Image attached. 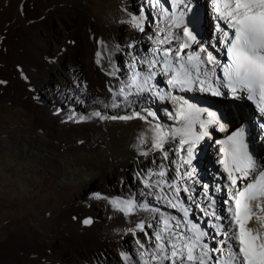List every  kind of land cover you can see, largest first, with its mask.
Returning a JSON list of instances; mask_svg holds the SVG:
<instances>
[{"label":"bare ground","instance_id":"6f19581e","mask_svg":"<svg viewBox=\"0 0 264 264\" xmlns=\"http://www.w3.org/2000/svg\"><path fill=\"white\" fill-rule=\"evenodd\" d=\"M200 2L204 4L201 35L184 22L215 54L222 32L212 24L219 23L222 29L227 25L216 19L211 0ZM160 4L166 7L167 0H160ZM141 12L145 15L143 32L128 23L132 15ZM147 21H151L150 26ZM169 31L181 33V29L171 27L156 0H0V81L6 82L0 84V264H124L121 252L131 254L137 264H159L150 261L155 234L171 238L162 231V220L180 221L179 229L172 230L177 235L171 238L177 248L182 243L178 233L186 230L183 212L167 203L168 199L176 203L174 189L167 184L156 187L160 180L171 184L178 167L181 173L195 169L186 181L190 192L179 194L190 209L189 219L197 223L190 215L192 210L206 217L202 228H211V217L201 210L208 203L203 189L208 185L218 214L228 217L223 223L230 227V204L223 203L229 199L224 192L229 182L219 163L221 146L216 142L248 127L262 152L260 157L251 154L258 164H264V113L259 110V100H249L246 92L233 95L226 87H219L221 95L198 87L190 92L171 88L169 77L161 74L162 66L158 65L149 85L165 99L143 93L131 96V103L118 100V106L112 107L109 89L128 83L132 74L129 65L134 60H159L160 54L153 49H176L180 41L157 43ZM191 50H196V45L186 51ZM97 51L102 53L100 65L96 63ZM136 67L148 70L147 63ZM114 70L116 76L107 74ZM171 91L204 101L212 97L222 110L219 123L209 125V135L197 144L191 165L183 163L186 153L179 151L180 135L165 142L167 159L160 150L149 151L150 144L133 147L151 125L159 123L165 131L182 127L169 115L178 106L167 100ZM96 111L105 117L133 112H154L155 117L148 121L94 116L79 120ZM220 123L225 131H220ZM195 130L200 131L198 126ZM143 151L148 155H141ZM161 165L166 175L149 178L150 172L161 171ZM145 180L153 186L146 187ZM184 184V180L179 181L181 189ZM217 186L221 191H216ZM96 193L106 198L97 199ZM190 195L192 201L188 200ZM116 198H135L138 203H148L150 210L125 215L110 203ZM86 215L93 221L90 225L81 223ZM141 222L144 232L129 231ZM249 226L256 227L254 223ZM220 239L210 240L211 247H218Z\"/></svg>","mask_w":264,"mask_h":264},{"label":"snow or ice","instance_id":"6c2138e0","mask_svg":"<svg viewBox=\"0 0 264 264\" xmlns=\"http://www.w3.org/2000/svg\"><path fill=\"white\" fill-rule=\"evenodd\" d=\"M211 3L216 19L224 21L227 25L228 30H224L220 28L219 23L217 24V30L222 32V43L226 47L227 62H222L212 51L208 50V46L200 43L193 28L188 27L184 22V15L191 11L186 0H171V11L169 8L163 7L160 0H156V4L161 6L166 19L171 22V27L181 29L179 35L169 31L168 35H164L157 43L171 45L173 40L180 41V43L175 50L171 46L163 48L162 51L153 49L154 53L160 54L159 60L155 58L134 60L129 65L132 68V74L128 83H122L116 90L109 89L114 102L112 107L118 106V100L131 103L129 99L131 96L143 93H152L160 99H165L159 90L153 92L154 86L149 85V81L157 75L156 67L161 65V74L169 77L167 84L171 88L190 92L198 87L201 91H211L215 95L222 94L219 87L228 88L233 95L246 92L249 100H259V110L264 113V0H211ZM177 10L180 12L179 15H176ZM128 23L143 32L145 30L144 13L132 15ZM193 45H196V50L186 51L192 49ZM129 47L135 48V44H130ZM101 60L102 53L97 51L96 63L100 65ZM145 63L148 65L147 72L137 69L136 65ZM218 68L223 74L222 77L216 74ZM107 74L116 76L117 71H109ZM4 83L6 82L0 81V84ZM205 84H207V88L204 87ZM172 99L179 103L175 112L169 113V115L174 120L181 122L182 127L165 131L159 123L151 125L148 132L140 134L137 138L138 145L133 147L150 144L149 151L160 150L163 152L164 159H167L168 152L164 150L165 142L169 138L180 135L183 138L179 141V151L186 153V158H182L183 163L191 165L197 144L209 135V125L219 123V117L215 112L189 103L183 96H173ZM205 115L206 118H202ZM93 116L100 119L131 120L139 118L148 121L149 117H155V113L146 112L145 115H142L140 112H133L125 116L105 117L100 111H96L92 113V116H80L79 120L84 121ZM68 119L73 120L74 115L69 116ZM197 126L201 131L195 130ZM261 127L264 128V124ZM219 128L220 131L226 130L222 123L219 124ZM216 143L221 146L219 163L229 182L224 186L228 190L229 199L224 200L223 203L231 204L227 208L230 215L228 220L230 227L226 228L223 223L228 217L218 214L216 199L209 194L208 185H203L204 197L208 203L201 210L205 216L211 217L209 227L215 228L217 231L210 236L207 229L189 219L190 209L184 204L179 194L181 191L190 192L186 181L193 177L195 169L181 173L178 167L176 179L171 184L160 180L156 182V187L167 184L169 189H174L176 203H173L171 199H168L167 203L172 208L179 207L183 212L186 230L178 233L182 243L177 248L171 238H175L177 235L172 230L179 229L180 221L170 223L169 219H163L162 231L170 233L171 238H165L160 233L155 234V250L150 255V261H159V264H164L165 261H169L170 264H264V164H258L248 151L244 128H240L228 135L225 140ZM141 155H148V152L143 151ZM152 175L164 177L166 175L164 166L161 165L159 173L150 172L149 178ZM181 180L185 181L182 189L179 186ZM145 186L151 188L153 185L145 180ZM160 191L164 192V189L161 187ZM216 191H221L220 186H217ZM95 198L106 197L96 193ZM156 199L160 200L161 196H156ZM188 200L192 201L193 196H188ZM110 203L113 208L125 215L134 214L138 210H150L148 203H138L135 198L124 200L116 198ZM195 206L200 207L199 204ZM82 223L90 225L93 221L91 218H86ZM250 223H254L256 227H250ZM136 230L144 232L145 224L137 223L134 229H129L133 233ZM145 235H147L146 232ZM217 236L222 237L218 241V247H211L210 240H214ZM137 244L141 249L145 248L140 240H137ZM120 255L124 264H137L131 254L121 252ZM140 255L143 256L144 252H141ZM143 264H149V261H144Z\"/></svg>","mask_w":264,"mask_h":264},{"label":"rangeland","instance_id":"374dc122","mask_svg":"<svg viewBox=\"0 0 264 264\" xmlns=\"http://www.w3.org/2000/svg\"><path fill=\"white\" fill-rule=\"evenodd\" d=\"M169 3H170L169 0H167V6L166 7H168L170 9L171 8V5ZM188 7L191 9V11L190 12H187L184 15L183 19H184V21H187L190 24H192L193 27L195 29H197L196 30L197 33L199 35H201V29H202V24H203L202 23L203 20H202L201 14H202V11H203L204 4L202 2H200V0H188ZM147 25L150 26L151 25V21H147ZM212 26L214 27L215 30H217V24H212ZM68 34H70V33H68ZM65 44L66 45H70L67 42H65ZM200 95L201 94H198L197 97L199 98ZM173 96H176V95H173V91H171L168 94L167 100L168 101L172 100L176 104L179 103V101H176V100H173L172 99ZM184 98L186 100H188L189 103L194 104V105H196L199 108L206 109L208 111H212V112L217 113V116L221 114V111L222 110H221L220 106L218 105V100H215L212 97L207 96L206 100L204 101L203 98L202 99H197V98L194 99L193 96L192 95L190 96V94H189L187 97H184ZM202 118H206V115L204 117H202ZM244 129H245V140L247 141V145H248V151L250 153H252V154L257 155V156L260 157L262 155V152H261V150H258L257 149L258 148V145L256 144V142H258V141H254L253 135H252V133H251V131H250V129L248 127H245ZM214 178H216V177H214ZM218 179H221V177L218 178ZM190 215L192 217H194L195 221L197 223H199L200 225L207 224V222H205L207 220L206 217L202 216L201 214L195 215L192 212V210H191ZM210 229L211 228H209L208 231H209V235L211 236V235L214 234V231L212 229L211 230ZM214 243L215 244L217 243L216 240H215ZM129 245H130V241L127 240L126 241L127 248L129 247ZM168 263H170V262H168Z\"/></svg>","mask_w":264,"mask_h":264},{"label":"water","instance_id":"95a60500","mask_svg":"<svg viewBox=\"0 0 264 264\" xmlns=\"http://www.w3.org/2000/svg\"><path fill=\"white\" fill-rule=\"evenodd\" d=\"M217 74V73H216ZM217 76H218V74H217ZM201 131V130H200ZM86 218H90V217H83L82 219H81V223H82V221L84 220V219H86Z\"/></svg>","mask_w":264,"mask_h":264}]
</instances>
